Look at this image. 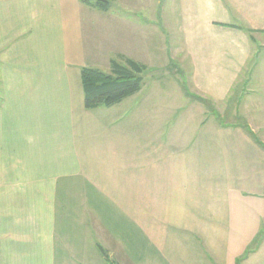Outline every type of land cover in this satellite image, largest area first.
Returning a JSON list of instances; mask_svg holds the SVG:
<instances>
[{"label":"crops","instance_id":"0c3cea01","mask_svg":"<svg viewBox=\"0 0 264 264\" xmlns=\"http://www.w3.org/2000/svg\"><path fill=\"white\" fill-rule=\"evenodd\" d=\"M114 3L0 0V264H264L258 92L220 124L165 77L174 5L190 93L231 97L264 48V0ZM127 58L155 73L85 108L81 67Z\"/></svg>","mask_w":264,"mask_h":264},{"label":"rangeland","instance_id":"374dc122","mask_svg":"<svg viewBox=\"0 0 264 264\" xmlns=\"http://www.w3.org/2000/svg\"><path fill=\"white\" fill-rule=\"evenodd\" d=\"M110 2L111 7L114 9V0H110ZM169 14L171 15V30L169 31V27L167 28V32L170 33H166V50H168V52L170 51L171 63L168 70L170 72V76H167L165 74V77L167 79V82H169L172 86V99L175 100L180 96L181 98H185L186 100L188 99V102H191L193 99L200 100L203 102L202 108L204 109L205 119H209L208 117H210L216 119L220 124H228L233 121L239 122L241 121V119L244 120L247 118V115H244L243 108L241 107L242 102L244 104V101L246 99L242 95V93L243 91L245 93V89L247 90L246 93H249L251 92V89H254L258 92V94L256 95L255 93V98L253 101L255 102V105L250 106L248 115H251L250 118H253L254 120L258 119L264 121V99L260 98V96L264 97V74L262 72V65L261 63H259V60L264 56V48L261 49V47L259 46L258 43L260 40H257L253 44L251 58L243 69L241 81H239V83L233 89L231 97L227 98L222 103L217 104L212 100L207 101L204 98L193 96L190 93V90L188 88H190L191 86V81L187 69L185 68L188 67L189 60L187 57H185V52L181 48L179 35L180 29L177 22V11L174 5L173 10L171 12H168V15ZM155 50H157V53L159 52V45L156 44ZM160 53L162 54V51ZM181 62L183 66L181 65ZM153 73L155 72H152L150 74L143 72L142 77L145 81H148L150 75ZM158 73H160V71H158L155 75H157ZM243 76H245V78ZM237 110L239 114L241 113L239 117L238 115H236ZM259 125L262 127V129L255 131V134L257 136L263 135L264 133V122ZM256 235L260 238L262 236V233H257ZM96 252L100 256V253L97 249ZM98 259L101 260L100 264H113L112 260H106L103 257ZM91 264L97 263L92 261Z\"/></svg>","mask_w":264,"mask_h":264},{"label":"trees","instance_id":"16d2710c","mask_svg":"<svg viewBox=\"0 0 264 264\" xmlns=\"http://www.w3.org/2000/svg\"><path fill=\"white\" fill-rule=\"evenodd\" d=\"M85 4L107 11L110 0H81ZM252 39V29L243 28ZM146 66L133 59L127 58L124 63L111 60L110 71L83 66L80 79L83 88L84 107L87 109L98 106H111L125 97L139 91L142 84V73Z\"/></svg>","mask_w":264,"mask_h":264}]
</instances>
